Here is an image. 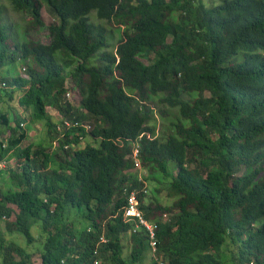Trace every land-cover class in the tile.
Instances as JSON below:
<instances>
[{"label": "trees", "instance_id": "16d2710c", "mask_svg": "<svg viewBox=\"0 0 264 264\" xmlns=\"http://www.w3.org/2000/svg\"><path fill=\"white\" fill-rule=\"evenodd\" d=\"M8 1L27 13L26 35L44 26L43 7L56 22L47 43L17 41L0 8V101L19 94L0 112V159L17 160L0 171L5 232L29 245L38 227V264H140L146 236L121 217L137 191L163 263L223 264L229 250V264H264V0ZM17 61L23 75L10 69ZM88 138L96 144L80 146ZM136 141L143 181L131 171ZM31 256L0 231V264Z\"/></svg>", "mask_w": 264, "mask_h": 264}, {"label": "rangeland", "instance_id": "374dc122", "mask_svg": "<svg viewBox=\"0 0 264 264\" xmlns=\"http://www.w3.org/2000/svg\"><path fill=\"white\" fill-rule=\"evenodd\" d=\"M203 1L207 6H211L213 4H217L220 2V0H203ZM0 8L3 11L4 23L8 24L11 27V29H12L11 31H12L13 35L16 37L17 41H23V39L40 40L42 43H47L49 41V34H48L47 26L51 23L56 22V19L49 13V11L47 10L46 7H43L41 10V16H42V20L44 22V26H42L36 30H34V29L30 30L27 35L24 34V30H25L26 25L29 21L27 13L17 12L15 10H13V8H12V6L8 0H0ZM89 20L94 22V23L101 22V21H98V19L96 18L94 11L89 13ZM107 27L114 31L111 42L115 46L119 40V33L116 31V25L111 23L110 25H107ZM143 62L147 63V61L145 59H143ZM22 64H23L22 61H17L14 64V66H12V68H10V69H16L15 72L19 73L20 69L24 65V64L23 65ZM8 68H9V66L1 68L0 73H3L4 69H8ZM67 78H66V83L69 85L70 84V78H68V79ZM18 95L19 94L15 93V99L11 102H6V100L0 101V112L7 109L8 104H11L14 108H17L15 103H16V99H17ZM203 97L207 98L208 93L203 94ZM75 99H78L77 95L75 96ZM47 110L50 114H53V113L57 114V112L54 111V109L47 108ZM155 115H157V114H155ZM55 120L57 122L59 121L58 118H56ZM155 123L157 126L158 134L160 136L166 135L168 131L165 130V124H168V120H166V118H160L157 115ZM28 125H29V129H30L29 135H30V138H32L31 141H35L38 139L36 137L38 133H39V135H41V137H43L42 135H44V134H42L41 131H39V129H38V127H36V125H35V129H34V125L29 124V122H28ZM85 142H91V144H93V145L96 144L95 142H92L88 138L85 141H83L80 144V146H83L85 144ZM13 161H16L15 158L13 159ZM143 172H144L143 175L147 176V171L143 170ZM146 184H147L146 187H147V191H148V194L146 196V198H147L146 200H150L153 198L152 188L154 187L155 184L147 183V182H146ZM3 185H4V188L6 186L14 188L13 182L4 183ZM165 194H166V190L163 189L157 195V197L160 198V201L165 202V203H169L171 201V199L166 198ZM78 219H80V218L76 217V222L78 221ZM0 231L4 232V237L6 238V240H16L20 244V246H22L25 249V251L27 253L32 254V256H31L32 261L34 263L38 264V251L40 249V246H41V243L43 240V237H40L38 227L32 228V233L35 237V241L29 245L26 244L24 238H22L21 236L14 235V234L10 235V234L6 233L2 223H0ZM124 236H125V238L123 239L124 255H127L129 253V244L127 241V239L129 238V235L125 234ZM230 253H231V251H230ZM230 253L228 250V252H226V254L223 255L224 261L226 262V263L224 262L223 264H229ZM150 263H151V254H150V252H146V255L144 256V258H143L142 262H140V264H150Z\"/></svg>", "mask_w": 264, "mask_h": 264}, {"label": "built area", "instance_id": "2783aa9c", "mask_svg": "<svg viewBox=\"0 0 264 264\" xmlns=\"http://www.w3.org/2000/svg\"><path fill=\"white\" fill-rule=\"evenodd\" d=\"M24 68L21 69L22 72H24ZM0 87H6L4 83L0 84ZM65 97L69 100H72L74 96L71 92H66ZM66 125H69L67 122H64ZM85 129H90V125H83ZM56 145V142H54V146ZM67 148V145L64 146ZM138 150L137 148L133 151V158L135 160V169H139V161H138ZM12 161H8L7 159H0V171L7 170L9 166H12ZM140 176V175H139ZM126 205L123 208V218L126 221H133L136 227H142L144 228L148 235H149V244L152 249V251H155L156 246V239H155V229L157 227V224L155 222H150L146 220L139 209V200L137 196L136 191H130V193L127 195L126 198ZM100 241L104 242V238L100 237ZM159 264H165L161 259L158 260ZM94 264H98V261H95Z\"/></svg>", "mask_w": 264, "mask_h": 264}, {"label": "clouds", "instance_id": "9594fccd", "mask_svg": "<svg viewBox=\"0 0 264 264\" xmlns=\"http://www.w3.org/2000/svg\"><path fill=\"white\" fill-rule=\"evenodd\" d=\"M22 69V68H21ZM21 69H20V71H19V73L18 74H22L23 75V73L25 72V70H24V72H22L21 71ZM25 69V68H24ZM67 92H71L72 93V95L74 96V98L72 99V100H69V99H67L66 97H65V94L66 93H64V100H66V101H68L70 104H72V105H78V104H80V95H79V93L77 92V91H67ZM78 96V99H75V96ZM54 111H56V110H54ZM57 112V111H56ZM57 116V118L59 119V115H58V112H57V114H56ZM82 125H89V124H87V123H85V124H82ZM90 129H91V126H90ZM90 129H86L87 131H89ZM57 130H59V132H60V135H59V137L61 138V137H63V134H62V130H60V128L58 127L57 128ZM118 141V140H117ZM54 142H56V145L54 146ZM116 143H118V142H116ZM81 144V143H80ZM65 145H67V148L69 147V144H64V146ZM63 146V148L64 149H67V148H65ZM53 150L55 149V148H57V140H53V142H52V147H51ZM135 148H137V150H138V161H139V169H135V160H134V158H133V151H134V149ZM130 157H131V159L133 160V167H132V169H131V171L134 173V174H136V176L138 177V180H140V181H143V179H144V177H145V175H143V170H144V168L142 167V165H141V161H140V158H139V146H138V142L136 141L135 143H133L132 144V149H131V153H130ZM13 159L14 158H12V159H9L10 161H12L11 162V164L13 163V165L14 164H17L16 163V161H13ZM12 165V167H14ZM140 175V176H139ZM144 186L145 187H143V190H145V192H146V190H147V187H146V184H144ZM137 192V191H136ZM126 194H127V191L125 192ZM128 195V194H127ZM138 196V195H137ZM127 198V197H126ZM138 200H139V197H138ZM127 201V200H126ZM126 205V203L124 204V206ZM139 205H140V201H139ZM124 206L122 207V209H121V217H122V220L125 222V223H129V224H131L132 225V227L130 228V230L129 231H131V230H141V231H143V233L145 234V236H146V239H147V244H148V249H147V252H150V254H151V259H155L156 261H158L159 259H161L162 261H164L161 257H158V255H157V229H158V227H156V229H155V239H156V246H155V251L153 252L152 251V249H151V247H150V244H149V235H148V233H147V231L144 229V228H142V227H136L135 226V224H134V222L133 221H126L124 218H123V215H122V213H123V208H124ZM140 209V208H139ZM142 212V211H141ZM142 214H143V212H142ZM145 218V217H144ZM147 220V219H146ZM150 222H152V221H150ZM100 237H103L104 238V242H106V238H105V236H104V234H103V232L101 233V235H100ZM100 237H99V242H102V241H100ZM146 255V254H145ZM158 263H159V261H158ZM165 264H166V261H165Z\"/></svg>", "mask_w": 264, "mask_h": 264}, {"label": "crops", "instance_id": "0c3cea01", "mask_svg": "<svg viewBox=\"0 0 264 264\" xmlns=\"http://www.w3.org/2000/svg\"><path fill=\"white\" fill-rule=\"evenodd\" d=\"M54 118L57 116L55 113L51 114ZM58 117V116H57ZM39 131H41V133L43 134V131L39 129ZM36 136V135H35ZM38 139V141L41 139V135H39V133L36 136Z\"/></svg>", "mask_w": 264, "mask_h": 264}]
</instances>
